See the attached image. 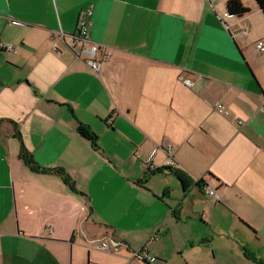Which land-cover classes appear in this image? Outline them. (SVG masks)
Wrapping results in <instances>:
<instances>
[{"label": "crops", "instance_id": "1", "mask_svg": "<svg viewBox=\"0 0 264 264\" xmlns=\"http://www.w3.org/2000/svg\"><path fill=\"white\" fill-rule=\"evenodd\" d=\"M263 8L0 0V264H264Z\"/></svg>", "mask_w": 264, "mask_h": 264}, {"label": "built area", "instance_id": "2", "mask_svg": "<svg viewBox=\"0 0 264 264\" xmlns=\"http://www.w3.org/2000/svg\"><path fill=\"white\" fill-rule=\"evenodd\" d=\"M86 16L91 17L92 11L89 10L85 13ZM228 17L226 14L224 17H222V21L225 20ZM91 22L85 18L80 19L79 21V31L76 36L73 37V48L80 47L79 54L77 55L79 58L86 61V63L89 65V67L95 71L98 72L101 67L100 61L96 60V56L101 52V46L92 42L90 36H89V29L91 28ZM6 49L8 51H12L13 48L11 46H6ZM257 49L260 51H264V42H259L257 44ZM104 58H106L104 56ZM183 83L187 86H191V82L187 80H183ZM221 109V107H220ZM175 165V162L173 160H168L166 167L172 168ZM204 194L207 196L218 198L217 194L211 190L210 188H204ZM99 248L101 250H108L110 249V246L107 244V242H103L100 244ZM137 257L143 259V261L147 263H153L155 261L154 258H150L147 255H142L141 253L137 254Z\"/></svg>", "mask_w": 264, "mask_h": 264}, {"label": "trees", "instance_id": "3", "mask_svg": "<svg viewBox=\"0 0 264 264\" xmlns=\"http://www.w3.org/2000/svg\"><path fill=\"white\" fill-rule=\"evenodd\" d=\"M227 12H228V14H230V11H228L227 10ZM263 15H264V8H263ZM79 133L83 136V137H85V138H87V139H89L90 141H92V142H96V135L95 134H93V133H91L90 131H89V129H87V128H84V127H81L80 129H79ZM20 156H21V159L24 161V163L27 165V166H29L31 169H33V170H35V171H37V170H40L36 165H35V163H34V161H33V159H32V156L28 153V151L26 150V148L25 147H23L22 146V149H21V153H20ZM167 169H171V168H168V167H166ZM159 171V170H158ZM157 171V172H158ZM45 172H47V171H45Z\"/></svg>", "mask_w": 264, "mask_h": 264}, {"label": "rangeland", "instance_id": "4", "mask_svg": "<svg viewBox=\"0 0 264 264\" xmlns=\"http://www.w3.org/2000/svg\"><path fill=\"white\" fill-rule=\"evenodd\" d=\"M116 216H113V215H106V220L108 221V222H115V223H117V221H116ZM121 225V227H124V225H122V224H120Z\"/></svg>", "mask_w": 264, "mask_h": 264}]
</instances>
